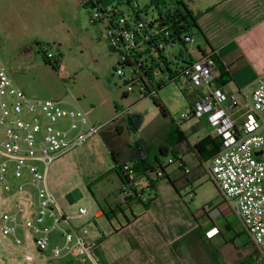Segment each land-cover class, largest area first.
<instances>
[{
    "label": "rangeland",
    "instance_id": "374dc122",
    "mask_svg": "<svg viewBox=\"0 0 264 264\" xmlns=\"http://www.w3.org/2000/svg\"><path fill=\"white\" fill-rule=\"evenodd\" d=\"M127 1L0 0V68L5 69L14 85L29 99L63 101L68 108L81 110L91 124L103 127L98 136L54 162L48 175L51 192L70 218L62 223L61 229L72 233L87 231L88 238L96 243L103 236L110 238L112 226H117L116 220L111 226L106 217L96 218L100 210L98 202L105 207L107 201L104 200H114L120 185L116 173L112 172L115 168L113 152L119 153L115 158L122 165H132L129 157L140 145L149 163H153L171 126H178L193 143L213 131L207 117L183 119L189 116L194 97L180 91L175 83L167 84L158 93L159 102L168 112L165 117L152 100H140L138 91L130 92L120 75L115 74L118 56L107 44L104 25L93 23L91 13L98 4L102 9L117 6L129 15L131 9ZM183 2L187 6H195L212 0ZM141 3L145 7L149 0H141ZM167 5L173 7L171 0ZM146 13L142 17L148 21L158 18L152 9ZM193 34L195 41L188 48L197 57V47H203L204 42L196 31ZM44 46H48L55 56H60V64L63 65L61 75L45 64L41 51ZM166 52L170 60H175L179 48L167 47ZM130 115H139L141 123L137 128L129 126L128 130ZM162 159L168 161L169 156ZM193 171L188 176L189 184L182 176L175 188L167 178L161 179L157 193L150 198H157V201L152 202L149 210L143 204L134 206L135 216L142 219L132 230L150 227L155 234L161 235L162 232L168 238L174 236L173 232H183L184 239L178 251L184 264H216L217 260L239 264L252 253L256 255L253 259H257V247L233 215L229 220L235 232L239 233L234 245L230 243L234 233H227L224 229L221 235L215 229L208 231L207 240L204 238L201 242L194 216L203 214L207 206L220 207L224 202L207 168L194 166ZM28 178L26 172L24 182ZM11 182L15 186L23 181L11 179ZM141 182L145 187V181ZM192 191L195 192L194 199L189 200L187 193ZM21 197L32 201L31 211L35 212L37 200L33 190L26 196L17 193L7 195L0 185V264H48L52 250L65 244L61 231L52 234L48 249L42 253L28 237V231L18 230V242L4 230V213L12 211ZM118 197L121 201L119 194ZM80 209L87 211L83 219L77 218ZM128 217L133 218L129 211ZM121 219L125 223V219ZM52 224L53 215H48L45 225L51 227ZM113 240H116L115 235ZM113 240L103 242L101 251L114 250ZM28 253L34 256V262L25 259ZM69 260L70 257H65L55 261L66 263Z\"/></svg>",
    "mask_w": 264,
    "mask_h": 264
},
{
    "label": "built area",
    "instance_id": "2783aa9c",
    "mask_svg": "<svg viewBox=\"0 0 264 264\" xmlns=\"http://www.w3.org/2000/svg\"><path fill=\"white\" fill-rule=\"evenodd\" d=\"M93 9L92 22L104 25L107 44L118 56L115 74L120 75L130 92L138 91L140 100L156 95L149 81L151 53L148 49L155 46L159 18L153 21L142 18L141 0H131L129 15L117 6L102 9L97 4ZM195 38L191 34L186 41L192 44ZM42 52L48 60H54L62 74L60 56H55L48 46H44ZM215 70L214 56L205 54L191 66L155 80L171 81L180 91L196 95L189 116L183 119L209 117L213 129L210 136L221 138V150L206 162L205 167L221 197L257 247L255 264H264V80H260L254 90L246 87L231 93L216 86ZM66 105L63 101L29 99L14 85L5 69L0 68V185L7 195L26 196L33 190L37 200L36 211L32 212V201L21 197L12 211L4 213V230L18 242V230L28 231V237L42 253L48 249L52 234L59 230L65 244L52 250L51 260L70 257V261L79 264H99L95 254L97 243L88 238L87 231L72 233L61 229L62 223L70 218L48 185L53 163L98 136L103 129L91 124L81 110ZM242 106L248 108L245 115L241 114ZM261 151L263 154L257 155ZM175 161L169 158L162 162L156 176L163 178L171 164L183 167L181 159ZM121 171L125 180L119 193L121 203L127 202L130 196L147 203L151 198L150 180L138 176L132 165H122ZM26 172L29 178L24 182ZM11 179L23 182L14 186ZM141 181H145V187ZM194 195V191L187 193L189 200H193ZM21 201L29 202L27 214ZM210 209L211 206H207L203 213ZM48 215H53L51 227L45 225ZM86 215L87 211L80 209L77 218L83 219ZM25 259L28 262L36 260L29 253Z\"/></svg>",
    "mask_w": 264,
    "mask_h": 264
},
{
    "label": "crops",
    "instance_id": "0c3cea01",
    "mask_svg": "<svg viewBox=\"0 0 264 264\" xmlns=\"http://www.w3.org/2000/svg\"><path fill=\"white\" fill-rule=\"evenodd\" d=\"M187 7L193 14L200 15L197 24L201 30L199 36L202 38L204 46L197 47L198 56L195 58L199 59L202 55L213 52L219 63V66L216 64L214 73L215 84L217 82L221 85L220 88L231 93H238L246 87H250L251 90L256 89L258 82L264 80V0H212L211 3L195 6L191 4ZM187 95H192L194 100L196 99L195 94L187 93ZM247 112V106H242L241 114L245 115ZM206 136H210V134ZM204 137L193 143L186 133V141L177 147L178 159L182 160L183 167L175 163L166 169L169 179L175 182V186L171 184L174 188L182 176L186 177L187 184L191 182L188 176L194 173V166H198V169L205 168L206 163L194 152V146ZM115 154L119 156L118 152ZM163 161L166 162V160ZM120 164L122 162H119ZM171 167L174 169L172 170ZM186 170L189 173H186ZM116 175L120 182L116 190V198L109 202L104 200L107 201L105 207L98 202L100 210L96 218L105 217L100 208L102 207L111 214L112 221L116 220L117 223L116 228L112 226V222L110 223L113 227V234L110 238L103 236L97 240L95 254L99 259V264H184L182 257L179 256L180 253L178 254L172 247L175 242L183 238V232L172 231L174 236L168 238L162 232L161 235L155 234L150 227L132 230L142 217L135 216L134 206L136 204L133 202L130 203V208L126 209L124 214L119 212L118 207L122 203L118 194L123 180L117 172ZM154 200L157 201V198ZM223 202V206H211L208 213H201L199 217L194 216L196 222L194 225L197 228L200 227L203 230L202 235L207 237L210 233L208 231L213 229L220 235L223 233L222 229L227 233L233 232L234 234L230 238L231 243L239 236L229 220L230 216L236 217V215L224 199ZM128 211L133 215V218L128 217ZM122 217L125 219V223L122 222ZM127 218L130 219L129 222H127ZM236 219L241 223L237 217ZM244 231H246L245 228ZM113 235L116 236V240H113ZM106 240H113L114 250L101 251L100 247ZM48 260L50 261L51 258L48 257Z\"/></svg>",
    "mask_w": 264,
    "mask_h": 264
},
{
    "label": "trees",
    "instance_id": "16d2710c",
    "mask_svg": "<svg viewBox=\"0 0 264 264\" xmlns=\"http://www.w3.org/2000/svg\"><path fill=\"white\" fill-rule=\"evenodd\" d=\"M168 0H149V3L144 7L143 11L140 13L147 14L146 12L153 8L157 14L159 20L156 21L158 23V30L159 34L155 38V46H149L148 53H151L150 56V62H151V68L149 69L150 77L151 79L150 84L151 88L153 90H156L157 94L148 98L149 100H152L155 105L160 109V112L167 117L168 112L167 109L161 104L158 100V93L159 90L163 87H165L167 84L172 83L169 82H162L161 80H155L156 78H161L162 76H165L167 74H173L178 72L179 70L185 69L187 66H191L195 61L197 60L195 56L190 52V49L188 48L190 43L186 41V37L188 35L193 34L194 31L197 32V34H201V30L197 24L200 15L193 14L192 11H190L187 7V5L183 2V0H171L173 3V7H169L167 5ZM129 7L131 8V0L127 1ZM85 7L88 8L86 5ZM140 13H137L136 16L140 18ZM143 18V17H142ZM141 19V18H140ZM38 46L42 47L41 44H37ZM172 48V47H178L179 48V54L175 56V60H170V57L168 56V53L166 52V48ZM42 51V49H41ZM208 54H212L217 62V58L213 52H209ZM45 64L50 65L54 70L58 71L57 66L55 63L53 64L51 60H48L45 55L43 58ZM216 86H221L216 82ZM117 109V108H116ZM141 123V117L139 115H130L128 119V125L126 128L130 130L131 126L132 128H137L138 125ZM186 133L183 132L178 126H171L167 136L166 141L163 146L159 148L158 153L154 157L153 163H149V160L145 157V153L140 145H137L135 150L131 153V156L129 157L130 162L132 163L133 169L135 173L140 177H147L150 180L149 188L151 190V197L156 193V185L157 183L164 178L169 179V176L167 172L165 171V176L163 178H159L156 175H158V171L161 169V164L164 162L162 160V157L164 156H171L170 158H173L174 160H179L178 153H177V147H179L182 143L186 141ZM222 148V140L221 138H211L210 136L204 137L201 141H199L194 146V152L197 156H200L201 160L206 163L209 161L210 158H212L214 155H216ZM118 154H115V152L112 153L113 159L115 160V164L117 165L112 172H117L120 177L123 180V183H125L123 174L121 172V165H119V161L117 158ZM175 161V162H176ZM173 165V164H171ZM168 168V167H167ZM155 176V178H154ZM171 184L175 186V182L171 179H169ZM120 193V192H119ZM154 199H149L147 203H143L140 199H134V197L130 196L127 198V202L122 203L119 208V212L124 214V211L126 209L130 208L131 202L134 204H143L146 209L149 210L152 202ZM100 205V204H99ZM101 210H103L104 216L108 219V221L112 222L111 214L106 212L102 207H100ZM127 222L130 221L129 218L126 219ZM203 230L198 227L197 228V234H199V238L201 242H204V238H207V236L202 235ZM184 238L181 240L175 242L173 244V249L178 252V247L180 246L181 242ZM199 240V241H200ZM235 241V240H234ZM234 241L231 243L234 244ZM180 256V254H179ZM255 254L252 253L249 255L246 259H244L239 264H255L256 259ZM253 261L250 263V261ZM48 264H79L75 261H68L66 263L62 262H56L54 260H50ZM216 264H225L220 260H217Z\"/></svg>",
    "mask_w": 264,
    "mask_h": 264
},
{
    "label": "water",
    "instance_id": "95a60500",
    "mask_svg": "<svg viewBox=\"0 0 264 264\" xmlns=\"http://www.w3.org/2000/svg\"><path fill=\"white\" fill-rule=\"evenodd\" d=\"M261 154H263L262 151L257 153V155H261ZM21 204L23 205V207H24V209H25V214H27L28 211H29V202H27V201H23V202H22V201H21Z\"/></svg>",
    "mask_w": 264,
    "mask_h": 264
}]
</instances>
